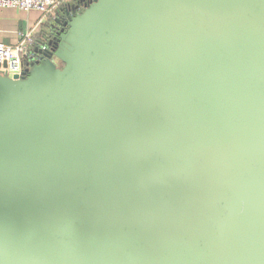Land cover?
<instances>
[{"label":"water","instance_id":"95a60500","mask_svg":"<svg viewBox=\"0 0 264 264\" xmlns=\"http://www.w3.org/2000/svg\"><path fill=\"white\" fill-rule=\"evenodd\" d=\"M80 2L0 71V264H264V0Z\"/></svg>","mask_w":264,"mask_h":264},{"label":"built area","instance_id":"2783aa9c","mask_svg":"<svg viewBox=\"0 0 264 264\" xmlns=\"http://www.w3.org/2000/svg\"><path fill=\"white\" fill-rule=\"evenodd\" d=\"M78 1L81 0H0V8L36 10L45 16H54L62 4L77 3ZM82 5L83 3L80 2V6ZM36 43L39 41L35 40L32 33L27 34L25 41L17 45L0 43V63H7L6 67H0V71L10 77L21 76L32 61L33 47Z\"/></svg>","mask_w":264,"mask_h":264},{"label":"crops","instance_id":"0c3cea01","mask_svg":"<svg viewBox=\"0 0 264 264\" xmlns=\"http://www.w3.org/2000/svg\"><path fill=\"white\" fill-rule=\"evenodd\" d=\"M67 5L62 4L54 16H45L36 10L23 11L13 8H0V43L6 45L20 44L25 41L26 35L29 33L33 34L36 41L44 40L46 32L51 29V25L54 23L55 17Z\"/></svg>","mask_w":264,"mask_h":264}]
</instances>
